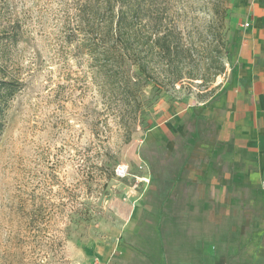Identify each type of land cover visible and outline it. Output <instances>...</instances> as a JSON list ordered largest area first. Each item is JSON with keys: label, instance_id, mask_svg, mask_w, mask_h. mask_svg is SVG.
<instances>
[{"label": "rangeland", "instance_id": "rangeland-1", "mask_svg": "<svg viewBox=\"0 0 264 264\" xmlns=\"http://www.w3.org/2000/svg\"><path fill=\"white\" fill-rule=\"evenodd\" d=\"M255 17L264 0H0V82L16 88L0 264H190L214 249L223 229L158 179L172 154L151 129L215 97Z\"/></svg>", "mask_w": 264, "mask_h": 264}, {"label": "crops", "instance_id": "crops-1", "mask_svg": "<svg viewBox=\"0 0 264 264\" xmlns=\"http://www.w3.org/2000/svg\"><path fill=\"white\" fill-rule=\"evenodd\" d=\"M250 21L215 97L162 115L151 129L172 154L158 179L180 181L172 190L184 191L180 206L223 229L190 264H264V197L255 193L264 190V19ZM185 149L191 161L180 166Z\"/></svg>", "mask_w": 264, "mask_h": 264}, {"label": "trees", "instance_id": "trees-1", "mask_svg": "<svg viewBox=\"0 0 264 264\" xmlns=\"http://www.w3.org/2000/svg\"><path fill=\"white\" fill-rule=\"evenodd\" d=\"M130 11V10H129ZM128 15V11L121 10L119 14L117 15L116 19V27H115V32L118 36V34H121L122 27L124 26V21L126 20V17ZM161 47L163 48L164 51L170 52V44L166 39H163ZM16 88L13 83L10 81H5L1 80L0 82V134L3 130V112L4 108L10 99V97L15 93Z\"/></svg>", "mask_w": 264, "mask_h": 264}, {"label": "built area", "instance_id": "built-area-1", "mask_svg": "<svg viewBox=\"0 0 264 264\" xmlns=\"http://www.w3.org/2000/svg\"><path fill=\"white\" fill-rule=\"evenodd\" d=\"M249 25H250L249 22H246V23H245V26L248 27ZM127 169H128V166L119 165V166L116 168V173H117L118 175H120L121 173L126 172ZM263 187H264V180H263Z\"/></svg>", "mask_w": 264, "mask_h": 264}]
</instances>
